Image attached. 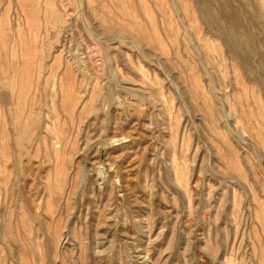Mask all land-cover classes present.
Masks as SVG:
<instances>
[{
    "label": "rangeland",
    "instance_id": "374dc122",
    "mask_svg": "<svg viewBox=\"0 0 264 264\" xmlns=\"http://www.w3.org/2000/svg\"><path fill=\"white\" fill-rule=\"evenodd\" d=\"M0 264H264V0H0Z\"/></svg>",
    "mask_w": 264,
    "mask_h": 264
}]
</instances>
